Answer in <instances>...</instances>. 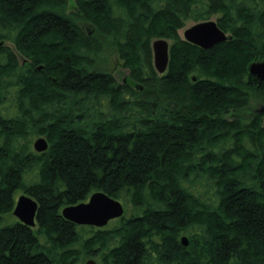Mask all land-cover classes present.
<instances>
[{"label": "trees", "instance_id": "trees-1", "mask_svg": "<svg viewBox=\"0 0 264 264\" xmlns=\"http://www.w3.org/2000/svg\"><path fill=\"white\" fill-rule=\"evenodd\" d=\"M213 16L225 42L180 36ZM2 38L31 64L0 46V264H264V111L246 114L264 103L249 71L264 0H0ZM109 49L127 82L100 68ZM96 191L133 214L109 229L62 216ZM19 192L39 202L36 228L1 223Z\"/></svg>", "mask_w": 264, "mask_h": 264}, {"label": "water", "instance_id": "water-1", "mask_svg": "<svg viewBox=\"0 0 264 264\" xmlns=\"http://www.w3.org/2000/svg\"><path fill=\"white\" fill-rule=\"evenodd\" d=\"M185 40L196 44L204 49H210L228 39V34L222 30L216 20L209 19L196 22L184 32ZM0 45L2 42L0 41ZM169 42L164 38L153 41V61L156 70L164 73L169 63ZM249 71L260 80L264 79V60L255 61L250 65ZM264 111V108L261 109ZM48 141L45 137H39L34 142V149L43 152L48 149ZM39 210V202L27 195L22 194L18 197L13 214L18 220L28 226L36 225V218ZM125 206L122 202L104 191L94 192L88 201L78 204L68 205L62 209V216L77 225H91L104 227L116 218L124 216ZM185 245L188 244L186 237L182 238ZM86 264H97L90 259Z\"/></svg>", "mask_w": 264, "mask_h": 264}, {"label": "rangeland", "instance_id": "rangeland-1", "mask_svg": "<svg viewBox=\"0 0 264 264\" xmlns=\"http://www.w3.org/2000/svg\"><path fill=\"white\" fill-rule=\"evenodd\" d=\"M211 19L216 20L217 17L213 16V17H211ZM195 23H196V21L192 20V19L187 20L185 22L184 27L179 30V34L183 39H184L185 30L187 28L191 27L192 25H194ZM169 44H170V41H169ZM259 61H262V60H259ZM99 66H100V68L105 69L107 71H110L112 74H114L117 77L118 81L126 79L128 77V74H129L128 69L123 66V63L119 59L117 53H115V51H113L111 49L106 50L103 61L100 63ZM263 107H264V103L260 100V98L256 97V98L252 99L251 104L246 111V114H248L247 119L251 120L255 114L260 113V111ZM39 137H41V136H34L31 139L32 147H34V142ZM21 194H23V192H21V193L19 192V194L17 195V199ZM133 212L134 211L131 207L125 208L124 216H130L131 214H133ZM14 219H18V218L14 214H7L3 217V221L1 223L6 224L9 222H12ZM85 232H86L85 229H82V233H85ZM90 259H92V258L85 259L84 263H86Z\"/></svg>", "mask_w": 264, "mask_h": 264}, {"label": "flooded vegetation", "instance_id": "flooded-vegetation-1", "mask_svg": "<svg viewBox=\"0 0 264 264\" xmlns=\"http://www.w3.org/2000/svg\"><path fill=\"white\" fill-rule=\"evenodd\" d=\"M183 28V27H182ZM181 29V28H180ZM179 29V30H180ZM179 30H178V32H179ZM0 41L2 42V45H0V46H5V47H11V49L15 52V54H16V56H17V58H18V60H19V62L21 63V65H29V64H31V61H30V59L27 57V56H25L22 52H20L19 50H18V48L16 47V44H14L13 42H11V41H9V40H6V39H4V38H2V39H0ZM167 71V70H166ZM166 71H165V73H166ZM165 73H163V74H165ZM114 75V74H113ZM115 76V75H114ZM129 76V75H128ZM115 78L117 79V77L115 76ZM129 78L127 77L126 79H123L124 80V82H127V80H128ZM118 80V79H117ZM119 218H116V219H113V220H111L109 223H108V225H106V226H104V227H96V226H93V227H96V228H99V229H109V228H111L112 226H113V222H115L116 220H118ZM79 226H85L86 228L87 227H90L91 225H79ZM37 227V218H36V225L34 226V227H32V228H36ZM96 263H97V261H96Z\"/></svg>", "mask_w": 264, "mask_h": 264}, {"label": "bare ground", "instance_id": "bare-ground-1", "mask_svg": "<svg viewBox=\"0 0 264 264\" xmlns=\"http://www.w3.org/2000/svg\"><path fill=\"white\" fill-rule=\"evenodd\" d=\"M184 40H185V38H184ZM168 41V40H167ZM187 41V40H186ZM169 42V41H168ZM189 42V41H188ZM170 45V44H169ZM169 49H170V47H169ZM156 69V68H155ZM158 72V71H157ZM159 73V72H158ZM165 73V72H164ZM159 74H163V73H159Z\"/></svg>", "mask_w": 264, "mask_h": 264}]
</instances>
